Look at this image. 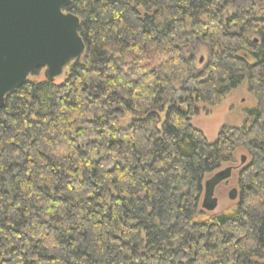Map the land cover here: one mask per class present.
I'll return each instance as SVG.
<instances>
[{
    "label": "trees",
    "instance_id": "16d2710c",
    "mask_svg": "<svg viewBox=\"0 0 264 264\" xmlns=\"http://www.w3.org/2000/svg\"><path fill=\"white\" fill-rule=\"evenodd\" d=\"M65 10L83 55L0 107V264H264V0ZM241 85L255 105L208 141L191 111ZM238 150L235 201L205 211L207 176Z\"/></svg>",
    "mask_w": 264,
    "mask_h": 264
},
{
    "label": "water",
    "instance_id": "95a60500",
    "mask_svg": "<svg viewBox=\"0 0 264 264\" xmlns=\"http://www.w3.org/2000/svg\"><path fill=\"white\" fill-rule=\"evenodd\" d=\"M70 1L0 0V107L5 96L21 87L35 71L42 69L45 80L53 82L83 55L80 19L65 10ZM244 162L242 156L240 163ZM232 170L227 166L206 178L202 209L215 211V190L231 177ZM236 197L237 189L232 188L228 198Z\"/></svg>",
    "mask_w": 264,
    "mask_h": 264
},
{
    "label": "rangeland",
    "instance_id": "374dc122",
    "mask_svg": "<svg viewBox=\"0 0 264 264\" xmlns=\"http://www.w3.org/2000/svg\"><path fill=\"white\" fill-rule=\"evenodd\" d=\"M193 55L197 59H204L206 56V49L197 45ZM28 79L30 81L44 80L43 70H38L37 75H30ZM64 79L65 76L57 78L55 84L62 83ZM185 85L187 87L188 85L191 86L189 82H185ZM254 105L255 100L247 91V86L241 85L231 91L217 106L207 107L204 105H197L196 108L191 111V124L200 130L208 141H214L222 126L241 125L246 116V110L252 108ZM242 156L245 157L244 164L240 163ZM247 161V153L243 150H238L235 154V162L222 167V169L227 166L236 168L233 169L231 177L216 188L215 196L218 198V206L212 213H217L227 208L235 201L228 198V193L232 188H237L238 172ZM209 176L211 175H208L207 178Z\"/></svg>",
    "mask_w": 264,
    "mask_h": 264
},
{
    "label": "flooded vegetation",
    "instance_id": "af4514ba",
    "mask_svg": "<svg viewBox=\"0 0 264 264\" xmlns=\"http://www.w3.org/2000/svg\"><path fill=\"white\" fill-rule=\"evenodd\" d=\"M236 167H233V169H235ZM233 171V170H232ZM232 175V174H231Z\"/></svg>",
    "mask_w": 264,
    "mask_h": 264
}]
</instances>
